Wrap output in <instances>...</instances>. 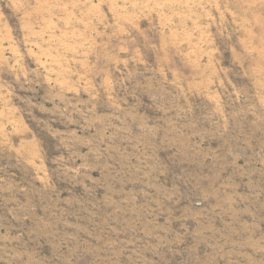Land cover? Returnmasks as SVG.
Wrapping results in <instances>:
<instances>
[{
    "label": "rangeland",
    "instance_id": "obj_1",
    "mask_svg": "<svg viewBox=\"0 0 264 264\" xmlns=\"http://www.w3.org/2000/svg\"><path fill=\"white\" fill-rule=\"evenodd\" d=\"M0 264H264V0H0Z\"/></svg>",
    "mask_w": 264,
    "mask_h": 264
}]
</instances>
